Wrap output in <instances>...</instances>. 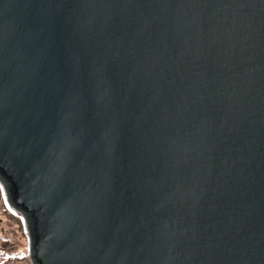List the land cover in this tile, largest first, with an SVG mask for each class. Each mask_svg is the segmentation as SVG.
I'll use <instances>...</instances> for the list:
<instances>
[{
	"label": "water",
	"instance_id": "obj_1",
	"mask_svg": "<svg viewBox=\"0 0 264 264\" xmlns=\"http://www.w3.org/2000/svg\"><path fill=\"white\" fill-rule=\"evenodd\" d=\"M0 186L31 264H264V0H0Z\"/></svg>",
	"mask_w": 264,
	"mask_h": 264
},
{
	"label": "rangeland",
	"instance_id": "obj_2",
	"mask_svg": "<svg viewBox=\"0 0 264 264\" xmlns=\"http://www.w3.org/2000/svg\"><path fill=\"white\" fill-rule=\"evenodd\" d=\"M13 218L14 217L5 210L4 202L0 197V235H5L7 237V240L3 242L5 243L3 249L6 254L5 259L8 258L5 262H7V264H31L28 256L26 230L24 233V230L22 231V226L17 224L14 220L15 218ZM11 232L14 234H11ZM21 258H23V260L19 261Z\"/></svg>",
	"mask_w": 264,
	"mask_h": 264
},
{
	"label": "trees",
	"instance_id": "obj_3",
	"mask_svg": "<svg viewBox=\"0 0 264 264\" xmlns=\"http://www.w3.org/2000/svg\"><path fill=\"white\" fill-rule=\"evenodd\" d=\"M1 187V186H0ZM0 197H1V200H3L4 202V208L5 210L12 216L14 217L13 219L17 222V224H20L22 226V231L24 230V233H25V227H24V222H23V219L21 218V216L19 214H17L16 212H14L7 204L6 200H5V197H4V192L2 190V188H0ZM11 234H14L13 232H11ZM7 237L5 235H0V264H7V262H5L8 258L5 259L6 257V254L4 253V244L3 242H5L7 239ZM28 240V239H27ZM2 244H3V247H2ZM19 259V258H17ZM23 260V258H21L19 261ZM17 261V260H16Z\"/></svg>",
	"mask_w": 264,
	"mask_h": 264
}]
</instances>
